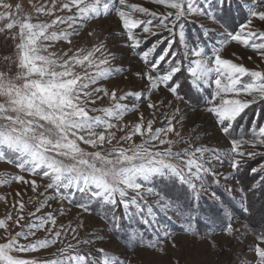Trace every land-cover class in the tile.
Segmentation results:
<instances>
[{
    "label": "snow or ice",
    "instance_id": "snow-or-ice-1",
    "mask_svg": "<svg viewBox=\"0 0 264 264\" xmlns=\"http://www.w3.org/2000/svg\"><path fill=\"white\" fill-rule=\"evenodd\" d=\"M151 3L164 12L129 0H30L25 12L0 0V162L18 170L0 173V186H20L11 204L0 196L15 212L0 218V264H131L126 253L137 249L139 264H219L209 256L247 236L252 257L238 264H264V163L249 165L264 161V0ZM112 16L119 26L106 29ZM192 17L201 33L189 41ZM163 31L169 37L152 39ZM233 44L251 51L253 68L236 52L225 58ZM145 102L150 118L139 111ZM202 136L228 147L197 145ZM225 163L231 172L221 174ZM72 208L103 223L58 224ZM160 216L175 218L179 232ZM125 217H139L151 238ZM113 241V254L93 247Z\"/></svg>",
    "mask_w": 264,
    "mask_h": 264
},
{
    "label": "rangeland",
    "instance_id": "rangeland-1",
    "mask_svg": "<svg viewBox=\"0 0 264 264\" xmlns=\"http://www.w3.org/2000/svg\"><path fill=\"white\" fill-rule=\"evenodd\" d=\"M8 2L12 3V4H16V3H21L24 11L28 12L31 10L30 7V0H8ZM31 2H35V0H31ZM130 3H138L141 4L142 6L145 7H149V9L151 11H157V12H164V8L163 6H157L151 3V0H129ZM200 23L201 20L195 17H192L188 20V22L185 24V28H184V32H185V38L189 41L196 39L197 37H199L200 33H201V28H200ZM103 26L108 29V28H112L115 29L117 28L118 25V21L117 19L112 16L109 17L108 19H106L105 21H103ZM91 27V25H90ZM166 37H169V33L167 31H163L161 33L158 34V36L153 37V40L156 39H164ZM178 38V36H177ZM111 43V42H110ZM60 45H57V47H59ZM164 45H161V47H163ZM232 52H236L239 55L243 56L242 61H236V62H243L245 63V65L249 68H253L254 64L250 61L247 60V55H253L251 53V51H247V52H242L241 48H239L236 45H232L225 53H223V55L225 56V58H231L235 61V57L231 56L230 53ZM253 59H256L255 56H253ZM258 62V61H257ZM117 64H122L124 63L123 60H118L116 62ZM261 67H264V65H261ZM134 70V69H133ZM142 83L140 82L139 84H136L134 86H129L127 84L121 83V87L125 90H140L142 87ZM161 99L164 98V94H161ZM153 99H155V97H153ZM127 103H132V101H126ZM107 103V101H105V104ZM181 107L183 108L184 106L181 105ZM139 111L144 112V115L146 118H150L149 117V111L146 107V102L145 103H141L140 104V108ZM125 120L128 122H135L137 120V113H129L126 117ZM161 126L160 123H157L154 125V127H158ZM192 134V129L191 128H184L182 129V135H191ZM137 142H139V138H135ZM207 144L209 147H219L221 150L225 149L228 147V142L224 141L222 139H218L216 137L213 136H208V137H201V139L197 142V145L199 144ZM180 147H183V145H181ZM217 170L221 173V174H228L231 172V169L229 168V166L225 163L223 166H218ZM17 169H15L14 167H12L11 165L5 163V162H0V173H12V174H16L17 173ZM236 181L233 180L232 183H235ZM164 185L163 184H158L157 188L159 189H163ZM215 187V185L213 186ZM20 188L19 185H17L16 183H12L11 185L8 186H0V196L6 197L9 204H11V202L13 201L14 197H15V192ZM219 194L224 195L223 193V182L221 183L220 189L218 190ZM29 196H32V193L30 191H28V194L24 197L25 200H28ZM201 206L203 209V212L205 213H209L210 212V201H208V199L205 197L201 200ZM36 205H28L27 206V211H34L35 210ZM55 208V204L53 203V208L50 209L48 207H45L44 209H42L41 213H38V215H42L48 211H52ZM8 211H12L13 214H15L14 210L11 207H7L5 206V203L3 201H0V218H3V216L8 212ZM95 211V209H94ZM123 209L119 208L116 210V215H122ZM83 219L85 224L87 225L88 228H94L98 225H101L103 222L95 215L89 216L88 214H83V216L78 215V210L75 208H72L70 213H67L65 216L62 217H58V224L60 223H64L67 224L68 221H72L73 222V226H75V223L80 220ZM124 220H126L125 222L130 223V222H135L138 223L139 225L142 224L140 222V218L137 217L134 220H127V218L125 217ZM136 220H138V222H136ZM159 221L161 224H166L170 229L179 232V222H177L175 220V218H173L171 221L166 220L163 216L159 217ZM237 227L240 226V224L244 223L243 221H240L237 219ZM128 225V224H126ZM139 225H137V228H128L130 230H136V231H140V230H144L146 235L148 236V238H151V234H152V229L150 228H145L143 229L142 227H140ZM126 227V226H125ZM144 227V226H143ZM127 228V227H126ZM18 230V229H17ZM98 231V229H97ZM41 235H43V233H41ZM85 235V232L81 231L80 236L83 237ZM127 237V232H121L119 234V239H120V245L122 246L124 244V241ZM215 239H217L218 241H221L222 243L225 242L224 241V237L222 235H217L215 237ZM74 243V241H72ZM65 243H67V241H65ZM254 243L253 241V237L252 236H247L242 242H229V250L225 251L223 253H213L209 256V260L210 261H218L219 264H238V261L241 258L247 257L249 259H251L252 257V253L249 251V245ZM82 248H84L85 250H87V246H81ZM94 248H104L105 250H107L109 252V254H113L114 252L118 251V245L115 243V241H113L112 243H98L96 245H93ZM53 249H49L48 251L51 252ZM39 255L45 256L47 255V253H45L44 251H41V253H39ZM138 255H145L144 253H141V251L139 249L135 250L134 252H128L126 253L127 258H129L131 260V264H139V260L137 259ZM176 256H180V253L177 252L175 253ZM165 262H167V258H164ZM181 264H183V259L181 260Z\"/></svg>",
    "mask_w": 264,
    "mask_h": 264
},
{
    "label": "trees",
    "instance_id": "trees-1",
    "mask_svg": "<svg viewBox=\"0 0 264 264\" xmlns=\"http://www.w3.org/2000/svg\"><path fill=\"white\" fill-rule=\"evenodd\" d=\"M238 22H239V19H237V23ZM255 111H256L257 114H259L261 112V108L260 107H256ZM262 122H264V121H262ZM247 128H248V121H245V126H244V129H242V131H247ZM260 163H264V161L260 160V158H257L256 160H250L249 161V165L250 166H258ZM247 174H248V172H247V167H246L245 169H242L241 170V173L237 174V179H242ZM237 219L240 220V221L245 222L244 217H242L239 213H237ZM125 221L126 220H123L122 223L127 228H134V229H136L137 228V225H139L138 220H136V222H138V223H135L133 221L130 222V223H127ZM126 224H128V225H126ZM139 226L142 227L143 229L145 228V225H143V224H140ZM202 227H203V225H202Z\"/></svg>",
    "mask_w": 264,
    "mask_h": 264
}]
</instances>
